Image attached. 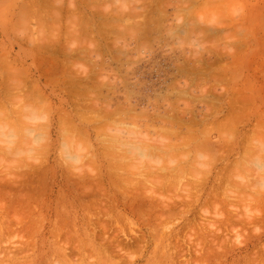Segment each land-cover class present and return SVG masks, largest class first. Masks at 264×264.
<instances>
[{"label":"rangeland","instance_id":"obj_1","mask_svg":"<svg viewBox=\"0 0 264 264\" xmlns=\"http://www.w3.org/2000/svg\"><path fill=\"white\" fill-rule=\"evenodd\" d=\"M96 1L0 0V68L4 69H0V105L3 104L0 107L7 108V112L4 110L5 108H0V113L4 110L2 115L6 112V116L0 114V119H3L2 122L0 121L2 127H0V131L3 133L0 135V211L2 209L0 212V264H11L12 260H16L17 264H65L64 261L66 264L69 262L70 264H264V0H160L161 2L153 0L158 4L157 7L161 3L163 4V11L165 10L167 13L164 15L168 17L164 16L165 19H162L164 21H159V23L153 20V24L156 22L158 25L155 23L150 27L146 26V31H143L145 34L139 28V31L133 29L139 21L142 22L140 19L142 17L134 18V16L128 15V13L132 14L130 11L134 9L133 6L136 8L145 5L144 0H142L143 4L138 2L139 0H134L132 3L131 0H103L105 4L109 3L104 6L101 4L104 2ZM151 1L145 0L146 5L148 6ZM71 2L73 4L75 2V5ZM181 2L183 3L180 4ZM155 3L148 6L152 11L156 7L153 5ZM95 4L96 6H94ZM71 5L77 6V8L79 6L75 16L79 17L81 14L82 19H88L90 25L85 24L87 21L82 22L81 15L79 18L76 17V20L73 18L76 9ZM130 5L131 7H129ZM97 6L99 7L97 8ZM69 8L75 10L72 11ZM118 9V15L126 16L123 17L124 20H120V16L119 18L115 17ZM114 10L115 14H112ZM154 10L156 11V8ZM70 11L73 12V17L69 16V14L71 15ZM149 13L150 16L153 12L149 11ZM175 14L179 15L181 19L176 18ZM105 15L109 22L111 17L116 18L115 21H111V23L115 22L112 23L113 25L110 23L112 26L109 22L104 24L107 21ZM127 16L130 20L133 18L135 21H131L132 24L129 23L130 20L128 21ZM137 20L138 22H136ZM99 21L103 23L100 24ZM120 21H123L126 28L129 27V34ZM127 22L128 25H126ZM119 24L122 27L116 28ZM129 24L134 27H130ZM139 24L137 26L141 27ZM135 32L142 34L136 33V35ZM113 39L115 40L113 41ZM10 64H12L11 67H14L8 68ZM102 64L104 68H102ZM3 65L4 67H2ZM182 67H185V70ZM6 68L9 69L7 72ZM13 68H17L16 71ZM23 68L24 71L21 70ZM12 70L14 72L21 70L23 73H19H22L21 75L27 80H24L23 77L21 79L16 73L14 75L18 77V80L17 77L13 78L14 75L10 72ZM2 72L6 77L2 75ZM87 72H90L89 75ZM7 73H11L12 76L8 77ZM87 75L89 77L87 78L92 80H88L90 88L87 87L85 90L83 85L86 87ZM107 77L109 78L107 79ZM81 79L83 80L81 81ZM5 80L10 84L7 83L9 89L12 85L11 92L6 88L7 84L4 85ZM22 80L23 83L25 81L26 87ZM102 80L106 84L101 82ZM19 81L22 85L19 84ZM190 81L192 82L190 83ZM78 82L80 83L78 84ZM107 83L113 88L110 86L108 88ZM18 84L22 88L18 89ZM80 87L85 91L93 89L88 94L84 90H80ZM190 87L193 88L192 91H190ZM182 88L185 93L179 94L180 91L177 93ZM36 89L40 91H38L39 94H43L42 97L46 98L44 101H47L45 102L49 104L50 108L43 101L38 103L39 100L35 103L38 94ZM78 89L79 92H76ZM28 90L29 92L32 90V93L36 94L33 93L36 98L34 97L32 104H35L34 107L36 106L37 111L32 107L33 105L31 106V101L30 105L28 103L25 106L29 105L34 109V112L30 108L32 113H25L29 111L26 107L23 108L24 111L21 110L26 115H31L30 117H26L25 114L21 115L20 110L15 111L22 105L20 103H25L21 93L28 95L31 93H28ZM4 91L10 92L9 94L13 93L12 95L15 93V95L14 97L9 96ZM80 91H84L81 93L84 97H81ZM200 92L205 96L203 97ZM205 93L210 95L207 96ZM17 94L21 95L22 100ZM75 94L80 97L77 98ZM90 94H92L91 97ZM177 94L180 98L177 97ZM199 94L201 97L197 98ZM94 96L96 100H94ZM15 97L21 102L18 100L19 103H17L16 99L14 101ZM207 98H209L208 101L213 102L207 103ZM97 99L99 100L95 103ZM10 101L11 103H9ZM186 102L193 104L192 106L188 105L190 106L189 110L193 109L194 113H192L198 120L194 127H198L196 130L205 128L207 132L205 135L201 136V132L194 129L196 133L198 132V135L194 134L197 136L196 139H194L193 133L190 135L182 133L186 134L188 138L185 136L182 138L181 134L173 139H170L171 136H167L168 133L165 138L166 131H163L165 126H162L163 129L161 128L165 137L160 136V131L157 130L158 136L156 131L151 128L148 134L150 136L155 134L151 141L149 140L151 137L148 135L147 138L146 136L133 135L136 138H130L133 141L139 142L141 139L146 141L147 144L144 143L143 147L150 148L152 146L151 150L154 152H150L148 149L152 160H149L147 148L143 150L142 145L140 148L139 145L137 147L132 142L126 143L127 138L121 134L120 138L124 139L126 145L125 143L122 145L125 149L121 148L122 146L118 148V140L117 142L115 140L119 136L116 134V138H114L113 135L118 128L115 132L111 131L112 127L107 119L118 121L114 120L115 122H113L112 120L113 123H129L131 121L127 118L125 119L127 121L121 120L120 114L117 113L112 115L111 112L115 111L116 107H120L121 112H124L131 106L133 110L136 109L134 111L138 114L143 110V114L140 112L141 116L147 117L148 115L150 119L153 117L155 119V114L158 116L159 113L172 114V116L178 112L180 114V110L186 108L183 107ZM95 107L101 108L102 111ZM166 109H173V113L165 112ZM199 111L201 114L198 113ZM213 112L215 115L217 112L218 115L215 116ZM202 113H206L204 114L206 119L202 117ZM7 114H9V119ZM35 114L36 118L38 116L37 119L34 117ZM96 114L100 117L106 115L107 119L100 118ZM233 114H235L234 117H232ZM227 115L228 117H226ZM83 117L85 118L83 119ZM86 117L89 118L88 122ZM188 117L189 114L184 118L187 120ZM217 117L219 118L217 119ZM11 119H15L14 122ZM222 119H226L228 122ZM22 120L26 122L24 126L21 123ZM143 120L142 117L139 122L143 123L141 125H146ZM155 120L154 125L158 127L164 123L163 121L160 123L162 119ZM103 121L104 124L101 126ZM221 121L226 122V125L228 123L230 127ZM9 122L15 124L11 125ZM231 122L234 126L236 125L235 129H233V125L231 128ZM4 123L6 125L9 123L7 128ZM215 123L217 125L214 126ZM218 123L220 126L223 124V128L220 126V129L217 128ZM61 124L66 128L64 129L65 126ZM73 124L79 127L76 129ZM9 125L12 126L11 130ZM100 126L105 128H101V130ZM207 126L216 128L215 132L210 133L213 128L209 129ZM168 127L166 129H169ZM217 129L218 131H216ZM191 135L195 140H191L193 142H189ZM72 136H76V139ZM111 136L117 145H112L114 142ZM176 137L180 141L183 140L184 144L188 145L187 143H189V147L191 146L186 148L187 146L184 147V144H181L182 147L176 145L181 152L184 150L183 152L186 153L185 149H189L188 152H191V155L186 154V157L190 156L188 160L184 157L185 154L182 155L180 151H177L179 150L177 147V149L174 148L175 145L174 149L167 147L173 142L180 144ZM18 138L24 139L19 140ZM146 139L150 141L151 145ZM200 140L202 142L198 143ZM227 141L232 145L230 146ZM76 142L79 144L76 145V148L77 146L80 148H77L78 150L72 147ZM169 142L170 144H168ZM69 144L72 145V154L79 163L73 164L64 156L63 147ZM162 144L163 146L167 145L164 146L165 151L161 147ZM199 144L205 145L207 148ZM209 144L211 149L208 147ZM159 145L161 148L158 147ZM195 145L197 146L195 149L199 151H196L198 157L193 152ZM155 146L159 150L161 149L160 151H164V153L162 151V157L158 153V148H156L158 151H155ZM117 148L118 151L122 150L118 152ZM252 148L254 149L253 153ZM2 150L4 153H1ZM142 151H144L143 155H146H142V158L138 157ZM33 152L34 154H32ZM121 153L129 155V160L123 158ZM145 157L151 161L148 166ZM154 157L158 160H153ZM193 157L196 159L194 163L191 162ZM186 160L189 162L187 163ZM144 166L148 171L144 169ZM178 168L183 169L185 173H182L181 170L182 174H176L180 171ZM179 177L182 179L179 180ZM152 179L161 189L156 188ZM81 180L82 182H80ZM187 193L191 196L190 198ZM163 202L165 204L167 202V204L164 205ZM96 219L102 220L101 224ZM105 220L107 221L104 223ZM103 227L107 231L109 228L110 231L107 232ZM103 234L106 238L111 236L113 238L115 237L113 234H116L115 238L118 240L114 238L106 240L102 237ZM111 239L114 240L115 245L121 242L123 245L120 243L117 246L121 245L122 249L116 250L115 248L118 247L114 243V247L112 246ZM107 243L111 247H108ZM74 245H77L76 248ZM104 245L107 246L104 247ZM74 248L77 249V252ZM78 250H80V256ZM127 251L129 254H126ZM162 255H165L163 256L165 259Z\"/></svg>","mask_w":264,"mask_h":264},{"label":"bare ground","instance_id":"obj_2","mask_svg":"<svg viewBox=\"0 0 264 264\" xmlns=\"http://www.w3.org/2000/svg\"><path fill=\"white\" fill-rule=\"evenodd\" d=\"M70 1H72V0H70ZM94 1H95V0H94ZM107 1H108V0H107ZM112 1H113V0H112ZM124 1H126V0H124ZM132 1H134V0H131V3H132ZM137 1H138V0H137ZM137 1H136V2H137ZM158 1L161 2L160 0H158ZM167 1H168V0H167ZM167 1H166V2H167ZM181 1H182V0H181ZM96 2H98V0H97ZM100 2H104V1H103V0H100ZM116 2H117V1H116ZM138 2H141V4H143V3H142V0H139ZM195 2H196V1H195ZM82 3H83V2H82ZM113 3H114V2H113ZM123 3H124V2H123ZM129 3H130V2H129ZM149 3L152 4V3H155V2L152 0V1L149 2ZM182 3H183V2H181L180 4H182ZM68 4H69V3H68ZM71 4H73V3L71 2ZM91 4H92V3H91ZM101 4L104 6L105 2H104V3H101ZM106 4H109V3H106ZM106 4H105V5H106ZM144 4H145V5H141V6H138V7H136V8L133 6L134 9H132V10H134V11H132V10H131V11L128 10V11L132 12V14H129V13H128L129 16L132 15V16H134V18H135V17H137V18L142 17V18H140V19L142 20V22L139 21L140 24H139V22H138V20H140V19H138V20L136 21V22H138V24H139L141 27H138V26H137L138 24H136V22H135L136 25H134L135 28H133L134 26L131 25V24H132V22H134L135 20L133 21V18H131V17H130V18H131L132 20H130V19H129V16H127V17H128V18H127L128 21L130 20L129 23H131V24H129V25H131L130 27L133 26L132 28H133V29H136V31H139V29H140V30H142L141 32H143V31L145 32V31H146V26L149 25V27H150V25L153 24V22H152L153 20L159 23V21L162 22V21H164V20H162V19H165V18H164V16H165L164 13H166V11H165V10H164L165 12L163 11V4H162V3L160 4L159 7H157V5H158L157 3H155L156 5L153 4L154 7L156 6V7H155V8H156V11L154 10L155 8H154L153 11H152L151 8H149V7H150V4L148 5V6H149V7H148V6L146 5L147 3H145V0H144ZM174 4H176V3H174ZM73 5H75V2H74ZM73 5H71V7H72ZM76 5H77V4H76ZM82 5H83V4H82ZM98 5H100V4H98ZM120 5H121V1H120ZM120 5H119V6H120ZM127 5H128V4H127ZM153 5H151V6L153 7ZM178 5H179V4H178ZM184 5H185V4H184ZM184 5H182V6H184ZM68 6H69V5H68ZM84 6H85V5H84ZM84 6H83V7H84ZM90 6H92V5H90ZM94 6H96V4H95ZM193 6H194V5H193ZM73 7H75L76 10H75V9H72V8H71V9H72V11L75 10V12H76L77 9L79 8V6H78V8H77V6H73ZM98 7H99V6H97V8H98ZM120 7H121V6H120ZM122 7H123V6H122ZM129 7H131V5H130ZM94 8H95V7H94ZM118 8H119V7H118ZM124 8H125V7H124ZM148 8H149L150 10H149ZM183 8H184V7H183ZM69 9H70V8H69ZM71 9H70V10H71ZM85 9H86V8H85ZM121 9H122V8H121ZM121 9H120V10H121ZM135 9H136V10H135ZM188 9H189V8H188ZM124 10H125V9H124ZM149 11L153 12L150 16L148 15ZM154 11H155L156 13H155ZM75 12L73 13V12L70 11L71 15L69 14V16H72L73 14H74V16H75V15L77 14V12H76V13H75ZM113 12H114V13H113ZM113 12H112V14H115V10H114ZM120 12H121V11H120ZM122 12H123V11H122ZM194 12H195V11H194ZM72 13H73V14H72ZM105 13H107V12H105ZM116 13H117V16H115V17L119 18V16H120V15H118V13H119V9H118V11H116ZM124 13H125V15H126V10H125ZM108 14H109V13H108ZM149 14H150V13H149ZM80 15H81V14H80ZM80 15H79V17H80ZM166 15H167V13H166ZM103 16H104V15H103ZM112 16H114V15H112ZM138 16H139V17H138ZM175 16H176V18L179 17V15H177V14H175ZM72 17H73V16H72ZM76 17H77V16H75V17H73V18L76 20ZM79 17H77V18H79ZM121 17H122V19H121ZM123 17H126V16H122V14H121V16H120L119 19H120V20H124ZM165 17H166V16H165ZM167 17H168V16H167ZM167 17H166V18H167ZM59 18H60V17H59ZM113 18H114V17H111V18H110L111 21H115L116 18H114V19H113ZM179 18H180V17H179ZM80 19L83 20V19H82V15H81ZM106 19H107V17H106V15H105V20H106ZM112 19H113V20H112ZM127 19H126V20H127ZM180 19H181V18H180ZM81 20H80V21H81ZM87 20H88V19H87ZM87 20L84 19L82 22L87 21ZM105 20H102V21H105ZM55 21H57V20H55ZM59 21H60V20H59ZM96 21H97V20H96ZM111 21L109 22V20L107 19V21H106L104 24H108V22H109V24H110ZM118 21H119V20H118ZM131 21H132V22H131ZM165 21H166V20H165ZM77 22H78V20H77ZM120 22L122 23L123 21H120ZM151 22H152V23H151ZM156 22H155V23H156ZM54 23H56V22H54ZM84 23H85V22H84ZM95 23H96V22H95ZM99 23L102 24L103 22H100V21H99ZM112 23H115V22H112ZM112 23H111V24H112ZM118 23H119V22H118ZM121 23H120V24H121ZM155 23H154V24H155ZM158 23H156V24L158 25ZM72 24H73V23H72ZM85 24H88V21H87ZM111 24H110V25H111ZM120 24H119V26H117L116 28H118V27L121 28L122 26H124L123 23H122V26H120ZM133 24H134V23H133ZM154 24H153V25H154ZM83 25H84V24H83ZM88 25H90V23H89ZM112 25H113V24H112ZM112 25H111V26H112ZM126 25H128V22H127ZM157 25H156V26H157ZM159 25H160V24H159ZM165 25H166V24H165ZM165 25H164V26H165ZM73 26L75 27L76 25H73ZM86 26H87V25H86ZM156 26H155V27H156ZM161 26H163V25H161ZM124 27H125V26H124ZM143 27H145V28L143 29ZM157 27H158V26H157ZM76 28H77V27H76ZM125 28H126V27H125ZM128 28H129V27H128ZM128 28H126L127 31H128ZM138 28H139V29H138ZM141 28H142V29H141ZM147 28H148V27H147ZM152 28H153V27H152ZM152 28H151V30H152ZM153 29H154V28H153ZM122 30H123V29H122ZM170 30H172V29H170ZM117 31H118V30H117ZM123 31H124V30H123ZM174 31H175V30H174ZM141 32H135L134 34H136V33H141ZM144 32H143V33H144ZM118 33H119V32H118ZM132 33H133V32H132ZM132 33H131V34H132ZM122 34H123V33H122ZM128 34H129V31H128ZM141 34H142V33H141ZM144 34H145V33H144ZM144 34H143V36H144ZM136 35H137V34H136ZM115 37H116V36H115ZM115 37H114V38H115ZM117 37H118V36H117ZM87 39H88V38H87ZM114 40H115V39H113V41H114ZM117 40H118V39H117ZM87 41H88V40H87ZM87 41H86V43H88ZM93 43H94V42H93ZM116 43H117V42H116ZM94 44H95V43H94ZM113 44H114V42H113ZM87 45H88V44H87ZM89 46H90V43H89ZM91 46H92V45H91ZM95 46H96V45H95ZM69 47H70V46H69ZM61 48L64 49L63 47H61ZM97 48H98V47H97ZM73 49H74V48H73ZM70 50H71V49H70ZM83 50H84V49H83ZM72 51H73V50H72ZM67 55H68V54H67ZM99 55H100V54H99ZM202 58H203V57H202ZM91 59H93V58H91ZM91 59H90V60H91ZM57 60H58V59H57ZM69 60H70V59H69ZM95 61H96V59H95ZM95 61H94V63H95ZM204 61H205V60H204ZM10 62L12 63L11 60H10ZM51 62H52V60H51ZM53 62H54V61H53ZM91 62H92V60H91ZM96 62H97V61H96ZM190 62H191V61H190ZM197 62H198V61H197ZM199 62H200V61H199ZM205 62H206V61H205ZM5 63H6V62H5ZM5 63H4V64H5ZM13 63H16V62H13ZM41 63H44V62H41ZM57 63H58V62H57ZM71 63H72V62H71ZM71 63H70V64H71ZM92 63H93V62H92ZM200 63H201V62H200ZM200 63H199V64H200ZM206 63H207V62H206ZM75 64H77V63H75ZM97 64H98V62H97ZM199 64H198V65H199ZM202 64H204V63H202ZM1 65H2V64H1ZM6 65H8V64H6ZM11 65H12V64H10V66H8V68L11 67ZM50 65H51V67H52V64H50ZM55 65H56V64H55ZM57 65H58V64H57ZM71 65H72V64H71ZM102 65H103V64H102ZM192 65H193V64H192ZM194 65H195V64H194ZM194 65H193V66H194ZM60 66H61V65H60ZM186 66H187V65H186ZM200 66L202 67V65H200ZM204 66H205V65H204ZM206 66H207V65H206ZM2 67H4V65H3ZM12 67H14V66H12ZM12 67H11V68H12ZM86 67H87V65H86ZM90 67H92V66H90ZM196 67H197V65H196ZM207 67H208V66H207ZM54 68H55V67H54ZM102 68H104V65L102 66ZM102 68H101V69H102ZM182 68L184 69L185 67H182ZM187 68H188V66H187ZM189 68H191V67H189ZM0 69H2V68H0ZM13 69H14V68H13ZM16 69H17V68H16ZM16 69H14V70L16 71ZM52 69H53V68H52ZM56 69H57V68H56ZM90 69H91V68H90ZM193 69H194V68H193ZM2 70H4V69H2ZM2 70H1V71H2ZM5 70H6V72H7L9 69L7 70V68H6ZM10 70H11V69H10ZM14 70L10 71V72L12 73V75H14V73H16V74H18V76L22 79L23 76H22L21 74H22L23 72H22L21 70L24 71V68L21 69V70L19 71V72H22L21 74H20L19 72H14ZM184 70H185V69H184ZM189 70H191V69H189ZM189 70H187V71L189 72ZM209 70H210V69H209ZM55 71H56V70H55ZM86 71H87V70H86ZM86 71H85V72H86ZM103 71H104V70H103ZM201 71H202V70H201ZM26 72H27V70H26ZM52 72H53V71H52ZM11 73H7V74H8V77H11V76H12ZM87 73H88V75H89L90 72H87ZM96 73H98V72H96ZM103 73H104V72H103ZM194 73H195V72H194ZM196 73H198V72H196ZM209 73H210V72H209ZM7 74H6V75H7ZM25 74H26V73H25ZM211 74H212V73H211ZM2 75H3V72H2ZM2 75H1V77H2V79H3V76H5V75H3V76H2ZM9 75H10V76H9ZM88 75L86 76V80H87V81H88V80L90 81L91 78L88 79V78H89ZM189 75H190V74H189ZM84 76H85V75H84ZM215 76H216V75H215ZM5 77H6V76H5ZM5 77H4V78H5ZM8 77H7V78H8ZM15 77H17V76L14 75L13 78H15ZM87 77H88V78H87ZM102 77H103V76H102ZM102 77H101V78H102ZM213 77H214V76H213ZM7 78H6V79H7ZM29 78H30V77H29ZM103 78H104V77H103ZM108 78H109V77H107V79H108ZM214 78H216V77H214ZM11 79H12V78H11ZM11 79H10V80H11ZM21 79H19V80H21ZM23 79H24V80H27V78L25 79L24 77H23ZM53 79H54V77H53ZM84 79H85V78H84ZM191 79H192V78H191ZM191 79H190V80H191ZM199 79L201 80V78H199ZM3 80H4V79H3ZM8 80H9V79H8ZM17 80H18V77H17ZM17 80H16V81H17ZM78 80H79V79H78ZM82 80H83V79H81V81H82ZM91 80H92V79H91ZM103 80H104V79H103ZM103 80H102L101 82L105 83ZM194 80H195V79H194ZM12 81H14V80L12 79ZM38 81H39V80H38ZM64 81L66 82V80H64ZM89 81H88L87 83L85 82V83H86V87L83 85V84H85V83L82 84V85H83V88H84L85 90H87V87H88V89L90 88V85H88ZM105 81H106V80H105ZM107 81L109 82V81H111V80H107ZM195 81H196V80H195ZM5 82H6V83H4V85L8 83L6 80H5ZM19 82H20V83H19ZM19 82H17V83H19V84L22 85L23 80H22V83H21V81H19ZM34 82H35V81H34ZM191 82H192V81H190V83H191ZM12 83L14 84V82H12ZM12 83H11V84H12ZM60 83H62V82H60ZM60 83H59V84H60ZM68 83H69V82H68ZM75 83H76V82H75ZM79 83H80V82H78V84H79ZM91 83H92V82H91ZM187 83H189V82H187ZM196 83L198 84L199 82H196ZM203 83H204V82H203ZM8 84H9V83H8ZM8 84L5 85V86H6V88H8V90H10V92H11L12 85L10 86L11 88L9 89ZM19 84H18V85H19ZM31 84H32V83H31ZM31 84H30V85H31ZM35 84H36V83H35ZM64 84H65V83H64ZM89 84H90V83H89ZM101 84H102V83H101ZM105 84H106V83H105ZM107 84H108V83H107ZM192 84H193V83H192ZM205 84H206V83H205ZM9 85H10V84H9ZM23 85H24V86L26 85L25 81H24ZM66 85H67V84H66ZM91 85H92V84H91ZM251 85H252V84H251ZM26 86H27V85H26ZM26 86H25V87H26ZM28 86H29V85H28ZM33 86H34V84H33ZM35 86H36V85H35ZM63 86H65V85H63ZM107 86H108V88H109L110 85L108 84ZM192 86H193V85H192ZM192 86H191V87H192ZM245 86H246V85H245ZM16 87H17V86H16ZM20 87H21V86L19 85L18 89H19ZM25 87H24V88H25ZM31 87H32V86H31ZM110 87L113 88V86H110ZM191 87H190V91L193 90V88H191ZM195 87H196V85H195ZM200 87H201V86H200ZM251 87H252V86H251ZM13 88H14V87H13ZM21 88H22V87H21ZM81 89H82V87H80V90H81ZM84 89H82V90H84ZM91 89H93V88H91ZM91 89H90V91H89V90H88V91H85V90H84V91H85L86 93L89 94V92H91ZM94 89H97V88H94ZM182 89H183V88H182ZM182 89H181V90L179 89V90L177 91V93H178L179 91H180L179 94H181V93H185V90H184V89L182 90ZM187 89H188V88H187ZM200 89H201V88H200ZM8 90H7V91H8ZM16 90H17V88H16ZM25 90H26V89H25ZM25 90H24V91H25ZM36 90H37L36 92L38 93L39 90H38V89H36ZM98 90H99V89H98ZM108 90H109V89H108ZM111 90H112V89H111ZM197 90H198V88H197ZM206 90H209V89L206 88ZM248 90H249V89H248ZM7 91H4V92H6L5 94H9V93H10V92H7ZM19 91H20V90H19ZM84 91H82V92L80 91V95H81V97L83 96V94H81V93H84ZM101 91H103V90H101ZM186 91H188V90H186ZM199 91H200V90H199ZM210 91H211V90H210ZM14 92H15V91H14ZM20 92H21V91H20ZM20 92H19V93H20ZM27 92H28V93H30V92L32 93V90H31L30 92H29V90H28ZM39 92H40V91H39ZM76 92H79V89H78V91H76ZM202 92H204V91H202ZM206 92H207V91H206ZM16 93H17V92H16ZM19 93H18V94H19ZM31 93H30V94H31ZM33 93L35 94V92H33ZM33 93L31 94V95H32L31 97H32L33 99L29 96L30 94L26 95L27 93H25V94H24V93H21V94H22V97H23V100L25 99V103H20V104H22V105H20V108H19V109L16 108L15 111L20 110V111H21V115H23V116H24L25 113H32V112H34V111H33L34 109H32V107L35 108L36 106L34 107L35 104L33 105L32 103H34V102H32V101H34V97H35L36 94L34 95ZM99 93H100V92H99ZM200 93H201V92H200ZM209 93H210V92H209ZM209 93H205V94H207V96H208ZM12 94H13V93L9 94V96H13V97H14L15 93H14V95H12ZM18 94H17V95H18ZM23 94H24V96H23ZM38 94H39V93H38ZM38 94H37V95H38ZM40 94H42V93H40ZM40 94H39L38 96L36 95L37 99H35V103H36L37 101L40 100L38 103H41V101H43V103L45 104L47 101L45 100V101H46V102H45L44 99H46V98L42 97L43 94H42V95H40ZM71 94H72V93H71ZM78 94H79V93H78ZM92 94H94V93H92ZM92 94H90L89 96L91 97ZM97 94H98V93H97ZM97 94H95V95H97ZM187 94H188V93H187ZM201 94H202V93H201ZM210 94H211V93H210ZM210 94H209V95H210ZM237 94H238V93H237ZM239 94H241V93H239ZM252 94H253V93H251V95H252ZM254 94H255V93H254ZM72 95H74V94H72ZM75 95L77 96V94H75ZM85 95H86V94H85ZM100 95H101V94H100ZM100 95H99V96H100ZM103 95H104V94H103ZM162 95H163V94H162ZM193 95H194V94H193ZM202 95H203V97L205 96L204 94H202ZM7 96H8V95H7ZM18 96H19V98L22 100V98L20 97L21 95H18ZM18 96H16V97H18ZM40 96H41V97H40ZM78 96H79V95H78ZM78 96H77V98L80 97V96H79V97H78ZM87 96H88V95H87ZM163 96H164V95H163ZM163 96H161V97H163ZM180 96H181V95H180ZM196 96H197V95H196ZM199 96H200V94L197 96V98H200V97H201V96H200V97H199ZM235 96H236V95H235ZM237 96H238V95H237ZM252 96H254V95H252ZM3 97H4V96H3ZM16 97L13 98L14 101H15ZM36 97H35V98H36ZM38 97H40V99H38ZM83 97H84V96H83ZM94 97H95V96H94ZM177 97H179L178 94H177ZM209 97H210V96H209ZM233 97H234V96H233ZM239 97H240V95H239ZM7 98H8V97H7ZM11 98H12V97H11ZM27 98H28V99H27ZM30 98H31V99H30ZM41 98H43V99H41ZM75 98H76V97H75ZM107 98H109V97L107 96ZM159 98H160V97H159ZM179 98H180V97H179ZM182 98H183V97H182ZM194 98H195V97H194ZM215 98H216V97H215ZM236 98H237V97H236ZM244 98H245V97H244ZM8 99H9V98H8ZM8 99H5V100L9 101ZM84 99H86V98H84ZM88 99H89V98H88ZM90 99H91V98H90ZM208 99H209V98H207V101H206V102H207V103H208V102H211V101H208ZM210 99H211V98H210ZM212 99H213V97H212ZM232 99H233V98H232ZM246 99H247V97H246ZM16 100H17V99H16ZM18 100H19V99H18ZM18 100H17V103H19V101H20V100H19V101H18ZM27 100H28L29 102H28ZM86 100H87V99H86ZM91 100H92V99H91ZM94 100H96V97H95ZM94 100H93V101H94ZM98 100H99V99H97V101H96L95 103H97ZM184 100H185V98H184ZM195 100H197V99H195ZM202 100H203V99H202ZM235 100H236V99H235ZM237 100H238V99H237ZM26 101H27V103H26ZM30 101H31V106L33 105L32 107L29 106V105H30ZM93 101H92V102H93ZM108 101H109V99H108ZM185 101H187V100H185ZM230 101H231V100H230ZM230 101H229V102H230ZM20 102H21V101H20ZM22 102H23V101H22ZM48 102H49V101H48ZM87 102H88V101H87ZM89 102H90V100H89ZM212 102H213V101H212ZM212 102H211V103H212ZM215 102H216V101H215ZM2 103H3V102H2ZM9 103H11V101H10ZM17 103H16V104H17ZM28 103H29V105H27V107H26L25 104H28ZM93 103H94V102H93ZM93 103H92V104H93ZM108 103H109V102H108ZM202 103H204V102H202ZM211 103H210V104H211ZM231 103H232V102H231ZM236 103H237V102H236ZM245 103H246V102H245ZM4 104H5V103H4ZM46 104H48V103H46ZM46 104H45V105H46ZM120 104H123V103H120ZM188 104L190 105L191 102H190V103L188 102ZM188 104H187V102L185 103V105H188ZM213 104H214V103H213ZM229 104H230V103H229ZM233 104H235V103H233ZM1 105H3V104H1ZM1 105H0V106H1ZM5 105H7V104H5ZM38 105H42V104H38ZM38 105H37V106H38ZM45 105H44V106H45ZM88 105H89V104H88ZM96 105H97V104H96ZM99 105H101V104L99 103ZM99 105H98V106H99ZM185 105H184L183 107H186V108H185V109L182 108L184 111L182 112V109H181V110H180V114H179V112H178V113L173 114L174 116H172V114H171V112L173 111V109H171V110H170V109H169V110L166 109V111H165V112L170 111V114H171V115H166L165 113H164V114H161V113H159V112H158L159 114H157L158 116H156V114H155V119H157V121L162 119V120L160 121V123H161L162 121L165 123V124L162 123V125H161V126L159 125V127L156 126V125H154V124L156 123V120L153 119L154 117L152 118V119H153V120H152V119H150V117H148V115H147V117H145V116H141V113L143 114L144 111H143V110H142L143 112H142V111H139V114H138L136 111H134V110H136V109L133 110V108H131V106H129L130 108L128 107V110H124V112H121V108H120V107H118V108L116 107V110L113 111V112H111L112 115H113L114 113L120 114L119 116H121V120L123 119L124 121H127V120L129 119V120L131 121V122H129V123H128V122H124V123H123V122H122V123H121V122H119V123H113V122H115V121H116V122H118V121H117L116 119H114L115 121L112 119L113 122H112V120L109 121V120L107 119V116H106V115H103V116H105V117H102V116H101V117H102V118H106L107 121H108V123H109V122H110V123L112 122L111 124L109 123V125H111L110 127H112L111 131H114V132H115V131L117 130V128H118V130L116 131V133L113 132V133H114V134H113V135H114V138H116V136H115L116 134H117V136H119V138H120L122 135H124V138H127V139H126V143H128V142L131 143V142H132L135 146L139 145V147H140L141 145H142V147H143V145L147 144L146 141H143V140L141 139V141L138 142L137 140H134V141H133V140L130 139V138H135L133 135H137V136H140V137H141V136H143V137L146 136V138H147V135L150 136V134H148V133L151 131V128H152V130L156 131V134H157L158 131H160V136H162V137H163L164 135L166 136V135L169 133V135H167V136H168V137L171 136L172 138L170 137V139H173V137H175V136L178 137V136H180L182 133H188L189 135L193 133L194 139H196L197 136H195V135H198V134H197L198 132H199V133L201 132V136L205 135V133H207L205 128H204V129L202 128V130H199V129H198V130H199V131H198V130H196L198 127H194V125L196 124V122H197L198 120L196 119L197 117H195V116L193 115V113H194V112L192 111L193 109H192L191 111L189 110V109H190V106H192L193 104H191L190 106H189V105H188V106H185ZM245 105H246V104H245ZM13 106H14V105H13ZM22 106H24V107H22ZM28 106H29V107H28ZM48 106H49V104H48ZM90 106H91V104H90ZM93 106H95V105L93 104ZM116 106H117V105H116ZM123 106H124V105H122V107H123ZM205 106H206V105H205ZM211 106L214 107L212 104H211ZM217 106H218V105H217ZM230 106H231V105H230ZM239 106H240V105H239ZM2 107H3V106H2ZM2 107H0V108H2ZM14 107H15V106H14ZM18 107H19V106H18ZM25 107H26V109L29 110V111L23 113L22 110H23V108L25 109ZM41 107H43V106H41ZM46 107H47V106H46ZM86 107H87V106H86ZM96 107H97V106H96ZM96 107H95V109H101V108H96ZM107 107H108V106H107ZM124 107H125V106H124ZM126 107H127V106H126ZM188 107H189V108H188ZM215 107H216V106H215ZM236 107H237V106H236ZM236 107H235V108H236ZM240 107H241V106H240ZM3 108H5L4 110L7 112V110H6L7 108H6V107H3ZM3 108H2V109H3ZM30 108L32 109V110H31L32 112H30ZM38 108H40V107L38 106ZM49 108H50V106H49ZM92 108H93V107H92ZM92 108H91V109H92ZM176 108H178V107H176ZM187 108H188V110H187ZM191 108H192V107H191ZM233 108H234V106H233ZM242 108H243V107H242ZM244 108H245V107H244ZM2 109H1V110H2ZM11 109H12V107H11ZM21 109H22V110H21ZM43 109H44V108H43ZM47 109H48V108H47ZM93 109H94V108H93ZM93 109H92V110H93ZM174 109H175V108H174ZM179 109H180V108H179ZM194 109H195V107H194ZM202 109H203V107H202ZM202 109H200V110H202ZM4 110H3V111H4ZM35 110H36V108H35ZM39 110L41 111L42 109L40 108ZM86 110H88V109L86 108ZM122 110H123V109H122ZM196 110H197V109H196ZM209 110H210V109H209ZM209 110H208V112H209ZM3 111H2V113H0L1 115L3 114ZM23 111H24V110H23ZM36 111H37V110H36ZM46 111H47V110H46ZM94 111H95V110H94ZM98 111H99V110H98ZM101 111H102V109H101ZM177 111H179V110L177 109ZM206 111H207V110H206ZM233 111H234V110H233ZM6 112H5V114H6ZM13 112H14V110H13ZM41 112H43V111H41ZM41 112H40V113H41ZM92 112H93V111H92ZM140 112H141V113H140ZM153 112L156 113L155 111H153ZM192 112H193V113H192ZM200 112H201V111H199L198 113H200ZM211 112H212V110H211ZM217 112H219V111L217 110ZM217 112H216V115H218ZM239 112H240V111H239ZM247 112H248V111H247ZM247 112H246V114H247ZM10 113H11V112H10ZM22 113H23V114H22ZM40 113H39V114H40ZM89 113H91V112H89ZM97 113H99V112H97ZM104 113L106 114V110H105ZM172 113H173V112H172ZM198 113H197V114H198ZM230 113H231V112H230ZM241 113H242V111H241ZM243 113H245V112H243ZM5 114L2 115V116H6ZM33 114H34V113H33ZM80 114H81V113H80ZM80 114H79V115H80ZM83 114H84V112H83ZM92 114H93V113H92ZM94 114H95V112H94ZM99 114L101 115V113H99ZM137 114H138V115H137ZM188 114H189V117H188L189 119L186 120L184 117H185L186 115L188 116ZM200 114H201V113H200ZM202 114H203L202 117H204V114H206V113H202ZM209 114H210V113H209ZM211 114H212V113H211ZM213 114H214V112H213ZM28 115H29V114H28ZM28 115L25 114L26 117H30V116H31V115H29V116H28ZM81 115H82V114H81ZM96 115H97V114H96ZM112 115H111V117H112ZM153 115H154V114H153ZM214 115H215V114H214ZM214 115H213V116H214ZM216 115H215V116H216ZM231 115H232V114H231ZM234 115H235V114H233L232 117H234ZM243 115H244V114H243ZM47 116H48V115H47ZM97 116H98V115H97ZM116 116H118V115H116ZM7 117H8V119H9V114H7ZM34 117L36 118V114L34 115ZM68 117H69V116H68ZM79 117H80V116H79ZM87 117H88V116H87ZM87 117H86V119H87ZM98 117H100V116H98ZM101 117H100V118H101ZM142 117H143V119H144L143 121L146 122V125H145V124H144V125H141V124H143V123H142V122H141V123L139 122V121L142 120ZM156 117H157V118H156ZM158 117H160V118H158ZM202 117H201V118H202ZM205 117H206V116H205ZM205 117H204V119H206ZM226 117H228V115H227ZM226 117H225V118H226ZM230 117H231V116H230ZM32 118H33V117H32ZM37 118H38V116H37ZM37 118H36V119H37ZM63 118H64V117H63ZM84 118H85V117H83V119H84ZM126 118H127V120H125ZM210 118H211V117H210ZM218 118H219V117H217V119H218ZM68 119H69V118H68ZM81 119H82V117H81ZM88 119H89V118H88ZM88 119H87V122H88ZM145 119H146V120H145ZM1 120H3V119H0V121H1ZM11 120H12V119H11ZM14 120H15V119H13L12 121L14 122ZM43 120H44V119H43ZM71 120H73V119H71ZM79 120H80V119H79ZM96 120H97V119H96ZM98 120H101V119H98ZM154 120H155V123H154ZM202 120H203V119H202ZM212 120H214V119H212ZM222 120L227 121L226 119H222ZM228 120L230 121L231 119H228ZM9 121H10V120H9ZM17 121H19V120H17ZM36 121H37V120H36ZM47 121H48V120H47ZM91 121H92V120H91ZM94 121H95V120H93L92 122H94ZM105 121H106V120H105ZM210 121H211V120H210ZM219 121H220V120H219ZM235 121H236V120H235ZM235 121H234V123H235ZM1 122H2V121H1ZM3 122H4V121H3ZM5 122H6V120H5ZM27 122H30V121H27ZM33 122H34V121H33ZM38 122H41V123H42L43 121H38ZM38 122H37V123H38ZM44 122H45V121H44ZM63 122H64V121H63ZM63 122H62V123H63ZM80 122H81V121H80ZM201 122H202V121H201ZM203 122H205V121H203ZM221 122L223 123L224 121H221ZM221 122H220V125H221ZM227 122H228V121H227ZM9 123H10L11 125H12V124H15V123H12V122H9ZM9 123H8V124H9ZM19 123H20V121H19ZM21 123H23V126H24L26 122L22 120ZM41 123H40V124H41ZM81 123L83 124V122H81ZM81 123H80V125H81ZM96 123H97V122H96ZM120 123L122 124V127H120V126H121ZM207 123H208V122H207ZM225 123H226V122H225ZM225 123H223V124H225ZM229 123H230V122H229ZM8 124H7V125H8ZM17 124H18V123H17ZM35 124H36V123H35ZM45 124H48V123H45ZM45 124H44V126H45ZM63 124H64V123H63ZM63 124H61V125H63ZM100 124H101V123H100ZM103 124H104V121L102 122L101 126H102ZM112 124H113V125H112ZM114 124H115V125H114ZM163 124H164V125H163ZM199 124H200V122H199ZM223 124H222V126H223ZM4 125H6V123H4ZM7 125H6V128L8 127ZM28 125H29V124H28ZM74 125H75V124H73V126H74ZM105 125H106V123H105ZM105 125H104V126H105ZM168 125H169V127H168ZM205 125H206V124H205ZM215 125H217V124L215 123L214 126H215ZM220 125H219V123H218L217 128H218ZM225 125H226V124H225ZM227 125H228V123H227ZM227 125H226V126H227ZM232 125H233V124H232V122H231V128H232ZM238 125H239V123L237 124V126H238ZM9 126H10V125H9ZM16 126H17V125H16ZM18 126H19V124H18ZM21 126H22V125H21ZM29 126H30V125H29ZM35 126H36V125H35ZM37 126H38V125H37ZM40 126H42V125H40ZM40 126H39V127H40ZM44 126H43V127H44ZM47 126H48V125H47ZM63 126H65V125H63ZM70 126H71V124H70ZM101 126L99 127L100 129L106 127V126H105V127H101ZM113 126H115L116 128L113 127ZM145 126H146V127H145ZM162 126H165V127L167 126V127L169 128V129H166L167 127H166V128L164 127V130H163V131H164V132H165V131L167 132V133L165 132L166 134L164 133V135H163V132H162V129H163ZM203 126H204V125H203ZM211 126H213V125H211ZM222 126H220V127H222ZM226 126H224V127H226ZM228 126H229V125H228ZM233 126H234V125H233ZM235 126H236V125H235ZM235 126L233 127V129H235ZM0 127H1V126H0ZM13 127H15V126H13ZM26 127H27V126H26ZM61 127H62V126H61ZM74 127L77 129L79 126L77 127V125H76V126H74ZM107 127H108V125H107ZM204 127H205V126H204ZM207 127L209 128V126H207ZM220 127H219V129H220ZM229 127H230V126H229ZM1 128H2V127H1ZM10 128H12V126H10L9 129H10ZM32 128H33V127H32ZM35 128H36V127H35ZM45 128H46V127H45ZM45 128H44V129H45ZM65 128H66V126L64 127V129H65ZM69 128H70V127H69ZM75 128H73V129H75ZM80 128H81V126H80ZM99 128H98V129H99ZM108 128H109V127H108ZM113 128H114V130H113ZM122 128H123V130H122ZM161 128H162V129H161ZM212 128H213V127H212ZM212 128H209V129H212ZM222 128H223V127H222ZM15 129H16V127H15ZM19 129H20V128H19ZM26 129H27V128H26ZM44 129H43V130H44ZM71 129H72V128H71ZM85 129H86V128H85ZM159 129H160V130H159ZM165 129H166V130H165ZM194 129H195L196 131H198V132L196 133V131H195ZM209 129H207V131H209ZM215 129H216V128H213V130H210V133H211L212 131H214ZM0 130H1V129H0ZM10 130H11V129H10ZM10 130H9V131H10ZM16 130H17V129H16ZM16 130H15V132H17ZM24 130H25V129H24ZM24 130H23V131H24ZM28 130H29V129H28ZM33 130H34V129H33ZM36 130H37V128H36ZM43 130H42V131H43ZM101 130H102V129H101ZM103 130H104V129H103ZM157 130H158V131H157ZM38 131H39V130H38ZM63 131H64V130H63ZM79 131H80V129H79ZM79 131H78V132H79ZM81 131H82V130H81ZM204 131H205V132H204ZM216 131H218V129H217ZM231 131H233V130H231ZM0 132H1L0 135H2V134H3L2 131H0ZM44 132H45V131H44ZM103 132H104V131H103ZM108 132H110V131L108 130ZM108 132H106V133H108ZM161 132H162V133H161ZM214 132H215V131H214ZM214 132H212V133H214ZM220 132H221V131H220ZM228 132H230V131H228ZM234 132H237V131H234ZM13 133H14V132H13ZM25 133H26V132H25ZM45 133H46V132H45ZM76 133H77V130H76ZM76 133H75V134H76ZM122 133H123V134H122ZM151 133H152V132H151ZM158 133H159V132H158ZM195 133H196V134H195ZM202 133H203V134H202ZM218 133H219V132H218ZM11 134H12V133H11ZM23 134H24V133H23ZM32 134H33V132H32ZM38 134H39V133H38ZM80 134H81V133H80ZM118 134H119V135H118ZM120 134H121V136H120ZM194 134H195V135H194ZM220 134H221V133H220ZM235 134L237 135V133H235ZM248 134H249V133H248ZM34 135H35V134H34ZM36 135H37V134H36ZM108 135H109V134H108ZM157 135H158V134H157ZM172 135H173V136H172ZM199 135H200V134H199ZM206 135H207V134H206ZM222 135H223V134H222ZM244 135H245V134H244ZM244 135H243V136H244ZM37 136H38V135H37ZM39 136H41V135L39 134ZM106 136H107V135H106ZM152 136H153V135L150 136V137H151V138L149 139L150 141H151L152 138L155 136V134H154L153 137H152ZM158 136H159V135H158ZM165 136H164V137H165ZM167 136H166L165 138H167ZM184 136H185L186 138H188V136H186V134H185V135L182 134V138H183ZM191 136H192V135H191ZM193 136H192V137L189 136L191 139H189L190 141H189V140H187V141H189V142H193V141H195L194 139H192ZM209 136H210V135H209ZM220 136H221V135H220ZM248 136H250V134H249ZM8 137H9V136H8ZM21 137H22V135H21ZM25 137H26V136H25ZM35 137H36V136H35ZM72 137H74V136H72ZM109 137H110V135H109ZM111 137H112V136H111ZM143 137H142V138H143ZM177 137H176L177 141H180V140H178ZM204 137H205V136H204ZM226 137H227V136H226ZM235 137H236V136H235ZM30 138H31V137H30ZM64 138H65V137H64ZM78 138H79V137H78ZM114 138L112 137L113 142H114ZM119 138L117 137L116 140H115V142H117V140H118V142H119V140H120V142H121L120 145H119L120 142H119V143L117 142L118 145L115 144V142L112 144V145H114V144L117 145L118 148H120V147H121L122 145H124V143H125L124 139L122 140L121 138H120V139H119ZM128 138H129V140H128ZM180 138H181V137H180ZM182 138H181V139H182ZM208 138H209V137H208ZM227 138H228V137H227ZM15 139H16V138H15ZM18 139H19V138H18ZM22 139H24V138H22ZM22 139L20 138L19 140H22ZM31 139H32V138H31ZM74 139H76V136L74 137ZM135 139H136V138H135ZM156 139H157V141H158L159 138L157 137ZM197 139H198V138H197ZM3 140H4V139H3ZM146 140H147V139H146ZM149 140H147L148 144H149V142H150ZM164 140H165V139H164ZM191 140H193V141H191ZM226 140H228V139H226ZM26 141H27V139H26ZM64 141H65V139H64ZM72 141H73V140H72ZM123 141H124V142H123ZM153 141H154V140H153ZM159 141L161 142V140H159ZM169 141H170V140H169ZM182 141H183V140H182ZM182 141H180V144H178L179 142L175 144L174 142L172 143V142L170 141L173 145L171 144V145H169V146H167V145H166V146H167L168 148L172 147V149L176 148V147H177L176 145H179L180 147H182V145L184 144V142H182ZM222 141H223V140H222ZM229 141H230V140H229ZM231 141H232V140H231ZM18 142H20V141H18ZM170 142H169L168 144H170ZM201 142H202V140H200V142H198V143H201ZM203 142H204V139H203ZM205 142H206V140H205ZM207 142H208V141H207ZM223 142H225V141H223ZM227 142H228V141H227ZM25 143H26V142H25ZM68 143H70V142H68ZM72 143H73V142H71L70 144H72ZM86 143H87V142H86ZM122 143H123V144H122ZM126 143H125V145H126ZM144 143H145V144H144ZM157 143H158V142H157ZM185 143H187V142L185 141ZM208 143H209V142H208ZM208 143H207V144H208ZM228 143H229V142H228ZM234 143H235V142H234ZM18 144H19V143H18ZM20 144L22 145V143H20ZM29 144H30V143H29ZM70 144H69V145H70ZM159 144H160V143H159ZM166 144H167V143H166ZM181 144H182V145H181ZM187 144H188V145L184 144V145H185L184 147L187 146L186 148H190L191 146L189 147V143H187ZM215 144H216V143H215ZM229 144H230V143H229ZM229 144H228V145H229ZM24 145H25V144H24ZM76 145H79V144H77V142H76L75 146H72V145H71V146L73 147V149H75V148H76ZM84 145H85V144H84ZM149 145H151V144H149ZM174 145H175V147L173 148ZM196 145H197V144H196ZM196 145L194 146V150H195V151H193V152H195V154H196L195 156H197V153L199 152L198 150L195 149V148L197 147ZM199 145L202 146L201 144H199ZM216 145H217V144H216ZM219 145H220V144H219ZM228 145L226 146L227 149H228ZM231 145H232V144H230V146H231ZM233 145H234V144H233ZM29 146H31V145H29ZM164 146H165V145H164ZM164 146H163V144L161 145L162 149H164V151H165V147H166V146H165V147H164ZM203 146H205V145H203ZM203 146H202V147H203ZM207 146H208V145H207ZM217 146H218V145H217ZM220 146H221V145H220ZM223 146H224V145H223ZM72 147H71V148H72ZM74 147H75V148H74ZM84 147H85V146H84ZM137 147H138V146H137ZM144 147H145V146H144ZM144 147H143L142 149L144 150V149L147 148L146 152H147L148 156H149V155L151 156V154H149V153L153 151V150H151L152 146H151L150 148L147 147V146H146L145 148H144ZM158 147H160V145H159ZM158 147L155 146V151H158V150H159ZM161 147H160V148H161ZM208 147L211 149L210 144H209ZM221 147H222V146H221ZM255 147H256V146H255ZM3 148H4V147H3ZM36 148H37V147H36ZM36 148H35V149H36ZM63 148H64V147H63ZM77 148H78V146H77ZM77 148H76V149H77ZM91 148H92V147H91ZM118 148H117V151H118ZM121 148L125 149L123 146H122ZM140 148H141V147H140ZM156 148H158V150H157ZM168 148H167V150L170 151ZM177 148H178V147H177ZM177 148H176V149H177ZM205 148H207V147L205 146ZM216 148H217V147H216ZM218 148H219V147H218ZM231 148H232V147H231ZM0 149H1V148H0ZM37 149H38V148H37ZM78 149H80V148H78ZM78 149H77V150H78ZM114 149H115V148H114ZM148 149H150V150H149V151H150L149 153H148ZM170 149H171V148H170ZM176 149H175V151H176ZM178 149H179V148H178ZM202 149H203V148H202ZM202 149H201V150H202ZM221 149H222V148H221ZM33 150H34V149H33ZM84 150L86 151V149H84ZM121 150H122V149H121ZM121 150H119L118 152H120ZM160 150H161V149H160ZM160 150H159L158 153H159V155L161 154V157H162V156H163V155H162V151H163V150H162V151H160ZM182 150H183V148H182ZM192 150H193V149H192ZM199 150H200V149H199ZM224 150H225V149H224ZM232 150H233V149H232ZM251 150H252V153H253L254 149L252 148ZM35 151H36V150H35ZM125 151H126V150H125ZM138 151H139V149H138ZM164 151H163V153H164ZM168 151H166V152H168ZM173 151H174V150H173ZM177 151H180V149L177 150ZM183 151H184V150H183ZM183 151H182V152L180 151V152L182 153V155L185 154L184 157H186V154H188V153H189L188 155H191V152H188L189 149H187V150L185 149V151H187L186 153L183 152ZM196 151H198V152H196ZM207 151H208V150H207ZM221 151H223V150H221ZM225 151H226V150H225ZM255 151H256V150H255ZM2 152H3V150L1 151V153H2ZM74 152H75V151H74ZM76 152H77V151H76ZM79 152H81V151H79ZM111 152H112V150H111ZM111 152H110V153H111ZM113 152H115V151L113 150ZM122 152H123V151H122ZM129 152H130V151H129ZM140 152H141V151H140ZM140 152H139V153H140ZM146 152H145V153H146ZM153 152H154V151H153ZM166 152H165V153H166ZM171 152H172V150H171ZM201 152H203V151H201ZM247 152H248V151H247ZM3 153H4V152H3ZM25 153H26V152H25ZM123 153H124V152H123ZM126 153H127V151H126ZM126 153H125V154H126ZM135 153H136V152H135ZM143 153H144V151H142V153L138 154V155H139L138 157H141V158H142ZM245 153H246V152H245ZM254 153H255V152H254ZM32 154H34V152H33ZM80 154H81V153H80ZM82 154H83V153H82ZM84 154H85V153H84ZM108 154H109V153H108ZM125 154L122 155V153H121V156H123V158H125V159L128 161V160H129V159H128V156H129V155L126 156ZM204 154H205V153H204ZM256 154H257V153H256ZM72 155H73V154H72ZM136 155H137V154H136ZM144 155H146V154H144ZM144 155H143V156H144ZM157 155H158V154H157ZM157 155H156V157H157ZM188 155H187V157H186L187 160H188L189 157H190V156H188ZM254 155H255V154H254ZM259 155H260V154H259ZM263 155H264V154H263ZM4 156H5V155H4ZM95 156H96V155H95ZM116 156H117V154H116ZM125 156H126L127 158H126ZM148 156H147V158H148ZM150 156H149V157H150ZM248 156H249V155H248ZM0 157H1V156H0ZM110 157H111V156H110ZM152 157H153V154H152ZM197 157H198V156H197ZM259 157H260V156H259ZM145 158H146V157H145ZM147 158H146V159H147ZM260 158H261V157H260ZM5 159H6V158H5ZM94 159H96V158H94ZM125 159H124V160H125ZM143 159H144V158H143ZM150 159L152 160L151 157L149 158V160H150ZM144 160H145V159H144ZM144 160H143V161H144ZM153 160H156V161H157L158 159H155V157H154ZM159 160L162 161L161 158H159ZM187 160H186V162L188 163L189 161H187ZM192 160H193V161H192ZM192 160H191V162L194 163L196 159H194V157H193ZM197 160H198V159H197ZM202 160H203V159H202ZM250 160H251V159H250ZM92 161H93V160H92ZM163 161H164V160H163ZM145 162H146V161H145ZM149 162H151V161H148V159H147V166H148V163H149ZM191 162H190V164H191ZM206 162H207V161H206ZM248 162H249V161H248ZM40 163H41V162H40ZM159 163H160V161H159ZM197 163H198V162H197ZM201 163H202V162H201ZM38 164H39V163H38ZM38 164H36V165H38ZM145 164H146V163H145ZM150 164H151V163H149V165H150ZM126 165H127V164H126ZM188 165H189V164H188ZM191 165H192V164H191ZM193 165H194V164H193ZM240 165H241V164H240ZM243 165H244V164H243ZM127 166H128V165H127ZM189 166H190V165H189ZM32 167H33V166H32ZM36 167H37V166H36ZM137 167H138V166H137ZM150 167H151V166H150ZM190 167H191V166H190ZM34 168H35V166H34ZM37 168H38V167H37ZM37 168H36V169H37ZM139 168H140V167H139ZM151 168H152V167H151ZM179 168H181V167H179ZM179 168H178V169H179ZM182 168H185V167H182ZM238 168H239V167H238ZM136 169H138V168H136ZM144 169H145V166H144ZM149 169H150V168H149ZM242 169H243V168H242ZM145 170H147V168H146ZM170 170H171V169H170ZM179 170H180V171H179ZM179 170H177V171H179V172L176 173V174H179V173H180V174L185 173V172L183 171V169H179ZM181 170H182V173H181ZM184 170H185V169H184ZM114 171H115V170H114ZM147 171H148V170H147ZM171 171H172V170H171ZM55 172H56V171H55ZM111 172H112V170H111ZM172 172H173V171H172ZM117 173H118V172H117ZM173 174H174V173H173ZM176 174H175V175H176ZM62 175H63V174H62ZM62 175H61V176H62ZM127 175H128V174H127ZM153 175H155V174H153ZM160 175H161V174H160ZM106 176H107V175H106ZM114 176H116V175H114ZM163 176H164V175H163ZM179 176H180V175H179ZM181 176H182V175H181ZM238 176H239V175H238ZM240 176H241V175H240ZM78 177H79V175H78ZM127 177H128V176H127ZM156 177H157V176H156ZM156 177H155V179H156ZM165 177H166V176H165ZM54 178H55V177H54ZM115 178H116V177H115ZM119 178H120V177H119ZM150 178H151V177H150ZM153 178H154V177H153ZM163 178H164V177H163ZM177 178H178V176H177ZM177 178H176V179H177ZM244 178H245V177H244ZM148 179H149V178H148ZM159 179H160V178H159ZM165 179H166V178H165ZM173 179H174V176H173ZM176 179H175V181H176ZM180 179H182V178L179 177V180H180ZM26 180H27V179H26ZM82 180H83V179H82ZM82 180H81L80 182H82ZM86 180H87V179H86ZM171 180H172V178H171ZM171 180H169V181H171ZM179 180H178V181H179ZM92 181H93V180H92ZM97 181H98V180H97ZM97 181H96V182H97ZM114 181H115V180H114ZM117 181H118V178H117ZM154 181H155V180H154ZM154 181H153V179H152V182H154ZM172 181H173V180H172ZM181 181H182V180H181ZM17 182H18V181H17ZM17 182H16V183H17ZM19 182H20V181H19ZM21 182H22V181H21ZM78 182H79V181H78ZM86 182H87V181H86ZM160 182H161V181H160ZM162 182H163V181H162ZM11 183H12V182H11ZM13 183H14V182H13ZM54 183H55V182H54ZM75 183H76V182H75ZM178 183H179V182H178ZM180 183H181V182H180ZM25 184H26V182H25ZM27 184H28V182H27ZM79 184H80V183H79ZM84 184H85V183H84ZM154 184H155V182H154ZM163 184H164V183H161V185H163ZM173 184H174V183H173ZM173 184H172V185H173ZM176 184H177V182H176ZM21 185L23 186V184H21ZM72 185H73V184H72ZM118 185L120 186V184H118ZM155 185H156V184H155ZM159 185H160V184H159ZM24 186H25V185H24ZM80 186H81V185H80ZM105 186H106V185H105ZM164 186H166V185L164 184ZM167 186H168V185H167ZM170 186H171V183H170ZM82 187H83V186H82ZM109 187H110V186H109ZM109 187H108V188H109ZM157 187H158L159 189H161L160 186H157V185H156V188H157ZM173 187H174V185H173ZM66 188H67V187H66ZM89 188H91V187L89 186ZM158 188H157V189H158ZM162 188H163V187H162ZM75 189H76V188H75ZM159 189H158V190H159ZM128 190H130V189H128ZM61 191H62V190H61ZM79 191H80V190H79ZM89 191H90V190H89ZM134 191H135V190H134ZM163 191L165 192L164 189H163ZM184 191H185V190H184ZM66 192H67V191H66ZM66 192H65V194H66ZM114 192H115V191H114ZM160 192H161V191H160ZM14 193H15V192H14ZM68 193H70V192H68ZM162 193H163V192H162ZM92 194H93V193H92ZM187 194H188V193H187ZM189 194H190V192H189ZM189 194H188V195H189ZM0 195H1V194H0ZM190 195H191V194H190ZM190 195H189V198L191 197ZM15 196H16V195H15ZM64 196H65V195H64ZM66 196H67V195H66ZM70 196H71V195H70ZM103 196H104V195H103ZM109 196H110V195H109ZM109 196H108V197H109ZM130 196H131V195H130ZM130 196H129V197H130ZM68 197H69V196H68ZM115 197H116V196H115ZM29 198H30V197H29ZM75 198H77V197H75ZM123 199L125 200V197H124ZM129 199H130V198H129ZM165 199H166V198H165ZM168 199H169V198H168ZM80 200H81V199H80ZM127 200H128V199H127ZM183 200H184V199H183ZM73 201H74V200H73ZM117 201H118V200H117ZM120 201H121V200H120ZM130 201H131V200H130ZM164 201H165V200H164ZM166 201H167V200H166ZM101 202H102V201H101ZM150 202H151V201H150ZM169 202H170V201H169ZM111 203H112V202H111ZM113 203H114V201H113ZM124 203H125V202H124ZM132 203H133V202H132ZM85 204H86V203H85ZM163 204L166 205L167 202H166V204L163 202ZM163 204H162V205H163ZM176 204H177V203H176ZM176 204H175V205H176ZM109 205H110V204H109ZM152 205H153V204H152ZM70 206H71V204H70ZM84 206H85V205H84ZM159 206H160V205H159ZM173 206H174V205H173ZM108 207H110V206H108ZM115 207H116V206H115ZM161 207H162V206H161ZM161 207H160V208H161ZM163 207H165V206H163ZM176 207H178V206H176ZM79 208H80V207H79ZM105 208H106V206H105ZM112 208H113V206H112ZM171 208H172V207H171ZM171 208H170V209H171ZM173 208H175V206H174ZM7 210H8V209H7ZM73 210H74V209H73ZM161 210H162V209H161ZM1 211H2V209H1ZM1 211H0V212H1ZM8 211H9V210H8ZM104 211H106V210H104ZM75 212H76V210H75ZM107 212H108V211H107ZM107 212H106V213H107ZM161 212H162V211H161ZM177 212H178V211H177ZM3 213H4V212H3ZM76 213H77V212H76ZM90 213H91V212H90ZM92 213H93V212H92ZM95 213H96V211H95ZM104 214H105V213H104ZM112 214H113V213H112ZM116 214H118V213H116ZM91 215H94V214H91ZM98 215H99V214H98ZM113 215H114V214H113ZM99 216H100V215H99ZM106 216H107V215H106ZM118 216H119V215H118ZM118 216H116V217H118ZM110 217H112V216H110ZM120 217H121V216H120ZM120 217H119V218H120ZM100 218H101V217H100ZM98 219H99V218H98ZM102 219H103V218H102ZM105 219H106V218H105ZM107 219H108V218H107ZM96 220H97V219H96ZM96 220H95V221H96ZM89 221H91V220H89ZM97 221H98V220H97ZM97 221H96V223L100 222V224H101V221H102V220H101V221H98V222H97ZM106 221H107V220H105L104 223H105ZM112 221H113V220H112ZM89 223L92 224L91 222H89ZM93 223H95V222H93ZM104 223L102 222V224H104ZM111 223H112V222H111ZM113 223H114V222H113ZM117 224H118V223H117ZM98 225H99V223H98ZM104 225H105V224H104ZM104 225H103V226H104ZM99 226H100V225H99ZM94 227H95V226H94ZM104 227H105V226H104ZM104 227H103V229L105 230L106 228H104ZM100 228H101V226H100ZM107 228H108V227H107ZM98 230H99V229H98ZM94 231H95V230H94ZM106 231H107V229H106ZM109 231H110V230H109V228H108V231H107V232H109ZM92 232H93V230H92ZM99 232H100V231H99ZM103 232H104V231H103ZM107 232H104V233L108 234ZM96 234H97V233H96ZM99 234H100V233H99ZM113 235H114L115 237H117L116 234H113ZM99 236H100V235H98V237H99ZM101 236H102V235H101ZM96 237H97V236H96ZM102 237H103V238H106V237H104V234H103ZM102 237H101V238H102ZM115 237H113V238L116 239V240H118V239L115 238ZM156 237H157V235H156ZM99 238H100V237H99ZM99 238H98V239H99ZM107 238H108V239H109V238H112V236H111V237H107ZM107 238H106V240H107ZM113 238H112V239H113ZM112 239H111V241H112ZM154 239H156V238H154ZM81 240H82V239H81ZM104 240H105V239H104ZM116 240H115V241H116ZM111 241H109V243H110ZM99 242H100V241H99ZM103 242H104V241H103ZM116 242H117V241H116ZM118 242H119V241H118ZM76 243H77V242H76ZM78 243H79V240H78ZM113 243H114V240L112 241V246H113ZM120 243H121V242H120ZM120 243H117V245H119ZM158 243H160V242H158ZM163 243H164V242H163ZM105 244H106V243H105ZM110 244H111V243H110ZM110 244L107 243L108 247H111ZM121 244H122V243H121ZM84 245H86V244H84ZM84 245H83V246H84ZM107 245H104V247L107 246ZM114 245H115V243H114ZM117 245H115V246L118 247V248H115V249H116V250H117V249H120V250H121V249H122V246H121V245H120V246H117ZM122 245H123V244H122ZM160 245H161V244H160ZM74 246H75V245H74ZM76 246H77V245H76ZM76 246H75V248H76ZM162 246H163V245H162ZM113 247H114V246H113ZM113 247H112V248H113ZM119 247H120V248H119ZM58 248H60V247H58ZM75 248H74V250H75V252H77V249H75ZM78 248H79V247H78ZM80 248H81V247H80ZM80 248H79V249H80ZM84 248H86V247H84ZM106 248H107V247H106ZM106 248H105V249H106ZM112 248H110V250H111ZM125 248H126V247H125ZM115 249H114V250H115ZM123 249H124V248H123ZM61 250H62V248H61ZM81 250H83V249H81ZM101 250H102V249H101ZM106 250H107V249H106ZM106 250H105V251H106ZM112 250H113V249H112ZM120 250H119V251H120ZM127 250H128V249H127ZM102 251H103V250H102ZM123 251H124V250H123ZM75 252H74V253H75ZM79 252H80V250H78V253H79ZM110 252H111V251H110ZM116 252H117V251H116ZM125 252H126V251H125ZM128 252H129V251H127L126 254H129ZM59 253H60V252H59ZM59 253H58V254H59ZM114 253H115V252H114ZM164 253H166V252H164ZM63 254H64V253H63ZM63 254H62V255H63ZM112 254H113V253H112ZM115 254H116V253H115ZM60 255H61V254H60ZM113 255H114V254H113ZM120 255H121V254H120ZM79 256H80V253H79ZM163 256H165V255H162V257H163ZM166 256H167V255H166ZM9 257H10V256H9ZM9 257H8V259H9ZM62 257H63V256H62ZM85 257H86V256H85ZM63 258H64V257H63ZM78 258H80V257H78ZM163 258H164V257H163ZM17 259H18V257H17ZM65 259H66V258H65ZM72 259H74V258H72ZM72 259H70V260H72ZM164 259H165V258H164ZM10 260H11V259H10ZM10 260H9V261H10ZM74 260H75V259H74ZM74 260H73V261H74ZM78 260H79V259H78ZM78 260H77V262H78ZM162 260H163V259H162ZM0 261H1V260H0ZM160 261H161V260H160ZM164 261H165V260H164ZM11 262H12L11 264H17V263H16V260H15V261L12 260ZM19 262H20V261H19ZM64 262H65V264H66V261H64ZM84 262L86 263V261H84ZM0 263H1V262H0ZM80 263H81V261H80ZM18 264H20V263H18ZM21 264H24V263H21ZM69 264H70V262H69ZM82 264H83V263H82Z\"/></svg>","mask_w":264,"mask_h":264},{"label":"clouds","instance_id":"obj_3","mask_svg":"<svg viewBox=\"0 0 264 264\" xmlns=\"http://www.w3.org/2000/svg\"><path fill=\"white\" fill-rule=\"evenodd\" d=\"M64 156L71 161L73 164L79 163V161L72 155V148L70 145H65L64 147Z\"/></svg>","mask_w":264,"mask_h":264}]
</instances>
